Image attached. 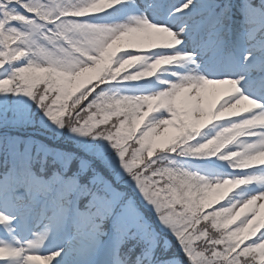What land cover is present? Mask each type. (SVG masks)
I'll use <instances>...</instances> for the list:
<instances>
[{
	"label": "snow or ice",
	"instance_id": "snow-or-ice-1",
	"mask_svg": "<svg viewBox=\"0 0 264 264\" xmlns=\"http://www.w3.org/2000/svg\"><path fill=\"white\" fill-rule=\"evenodd\" d=\"M0 264H264V0H0Z\"/></svg>",
	"mask_w": 264,
	"mask_h": 264
}]
</instances>
